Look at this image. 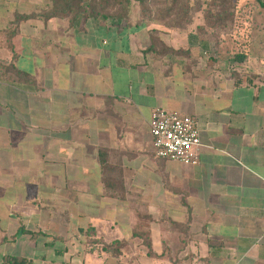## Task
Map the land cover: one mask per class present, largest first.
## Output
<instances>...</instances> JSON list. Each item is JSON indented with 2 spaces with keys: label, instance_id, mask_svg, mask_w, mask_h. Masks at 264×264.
<instances>
[{
  "label": "crops",
  "instance_id": "1",
  "mask_svg": "<svg viewBox=\"0 0 264 264\" xmlns=\"http://www.w3.org/2000/svg\"><path fill=\"white\" fill-rule=\"evenodd\" d=\"M43 1L0 0V264H264V36L14 21ZM157 107L195 165L155 156Z\"/></svg>",
  "mask_w": 264,
  "mask_h": 264
},
{
  "label": "trees",
  "instance_id": "2",
  "mask_svg": "<svg viewBox=\"0 0 264 264\" xmlns=\"http://www.w3.org/2000/svg\"><path fill=\"white\" fill-rule=\"evenodd\" d=\"M37 12L27 14H17L15 22L28 18H40L47 20L49 18H64L69 22L77 15H82L84 18L101 17L102 19L113 18L118 21H123L126 24L130 23L133 15L130 10L131 0H47ZM138 12L137 24L147 23L151 20H156L169 27H177L188 24L196 15L197 9L192 7L193 3L189 0H137ZM196 4L201 2L196 0ZM261 7H264V1H259ZM158 5L160 9L154 10L153 7ZM204 9L203 14L199 17L205 27L214 37L226 35L232 28L230 22L227 25H219L221 21H215L214 17H206L209 12ZM219 13V12H218ZM223 20V19H222ZM216 22V23H215Z\"/></svg>",
  "mask_w": 264,
  "mask_h": 264
},
{
  "label": "built area",
  "instance_id": "3",
  "mask_svg": "<svg viewBox=\"0 0 264 264\" xmlns=\"http://www.w3.org/2000/svg\"><path fill=\"white\" fill-rule=\"evenodd\" d=\"M149 130L155 156L187 165L198 162L202 142L193 117L157 107L151 111Z\"/></svg>",
  "mask_w": 264,
  "mask_h": 264
},
{
  "label": "rangeland",
  "instance_id": "4",
  "mask_svg": "<svg viewBox=\"0 0 264 264\" xmlns=\"http://www.w3.org/2000/svg\"><path fill=\"white\" fill-rule=\"evenodd\" d=\"M189 1L193 3L192 7L195 9L198 6L200 7L194 17H201L204 9H208L209 12L205 16L214 17L215 21H221L218 23L219 25L224 26L230 22L232 28L226 34L230 39H233L234 36L239 37V35L250 36V32L254 27H256L255 34L258 30L260 34L259 32L257 34L264 36V7L259 4V1L264 0H199L200 5L196 4V0ZM47 2V0H44L40 8ZM138 8L137 0H131V13L133 11L137 14ZM153 9H160V7L155 5ZM151 22H156V20H151Z\"/></svg>",
  "mask_w": 264,
  "mask_h": 264
}]
</instances>
